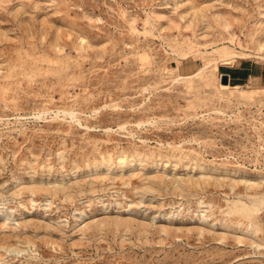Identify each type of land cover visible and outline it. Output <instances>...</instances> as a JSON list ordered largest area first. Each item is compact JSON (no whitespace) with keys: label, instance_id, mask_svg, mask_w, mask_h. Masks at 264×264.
Listing matches in <instances>:
<instances>
[{"label":"rangeland","instance_id":"374dc122","mask_svg":"<svg viewBox=\"0 0 264 264\" xmlns=\"http://www.w3.org/2000/svg\"><path fill=\"white\" fill-rule=\"evenodd\" d=\"M214 49L264 64V0H0V264H264V92Z\"/></svg>","mask_w":264,"mask_h":264},{"label":"crops","instance_id":"0c3cea01","mask_svg":"<svg viewBox=\"0 0 264 264\" xmlns=\"http://www.w3.org/2000/svg\"><path fill=\"white\" fill-rule=\"evenodd\" d=\"M222 75H228L230 85L242 87L253 84L258 88H264V64H253L242 60L232 65H225Z\"/></svg>","mask_w":264,"mask_h":264},{"label":"bare ground","instance_id":"6f19581e","mask_svg":"<svg viewBox=\"0 0 264 264\" xmlns=\"http://www.w3.org/2000/svg\"><path fill=\"white\" fill-rule=\"evenodd\" d=\"M214 53L217 55V57L212 62L208 63V68L213 67L215 70L218 69V66L220 64L221 65H231L232 63H234V61H236L238 59H247V57H248L246 53H242L239 55V54L230 52V51L225 50V49H216V50L214 49ZM259 59L264 60V56H259ZM200 73H201V71H198V73H195V74L190 75V76H186V77L180 76L177 80L179 82L180 80L184 81L186 79H192V78L199 76ZM221 85H222V83H221ZM222 86L225 88L224 90L222 89V91H231V93H236L237 91H239V95L237 96V99L239 101H252L255 99V97L258 93L264 92V88H256V89H252L251 91L245 92L244 90L241 89V87H238V86L237 87L228 86V85H222ZM222 114H224V113H222ZM236 203L237 202H235V204ZM245 209L248 210V208H245L244 206H242L241 210H245Z\"/></svg>","mask_w":264,"mask_h":264},{"label":"water","instance_id":"95a60500","mask_svg":"<svg viewBox=\"0 0 264 264\" xmlns=\"http://www.w3.org/2000/svg\"><path fill=\"white\" fill-rule=\"evenodd\" d=\"M221 83L224 85L230 84V79L228 75H222Z\"/></svg>","mask_w":264,"mask_h":264}]
</instances>
